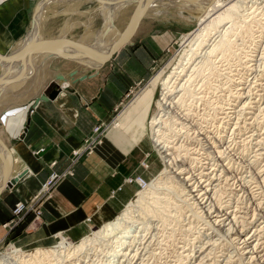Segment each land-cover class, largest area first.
<instances>
[{
  "label": "rangeland",
  "instance_id": "obj_1",
  "mask_svg": "<svg viewBox=\"0 0 264 264\" xmlns=\"http://www.w3.org/2000/svg\"><path fill=\"white\" fill-rule=\"evenodd\" d=\"M165 2H159L154 7L145 9L134 23L133 33L130 32L132 35L128 39L130 41L125 44L133 51L134 56L129 63L120 66L122 72L119 71L125 84V96L113 121L100 123L111 126L108 136L113 137L118 131L116 128L129 134L132 132L133 135L131 133L129 137H133L129 139L128 149L132 146L138 149L139 146L143 148L144 144L148 145V150L139 153L141 158L143 157L142 168L151 172L149 178L146 177L150 182L165 164L153 134L151 136L150 127L152 126L150 122L159 109L158 101L163 95L162 81L180 60L183 49H188L190 46L192 42L190 38L188 39L190 33L200 27L199 12H190L177 3ZM54 3L50 10H54V14L53 17L48 18V24L55 26L71 24V27L78 25L77 28L86 34V38L92 43L105 34V18L98 0H57ZM239 3H241L240 13L231 21L234 25L231 22L226 25L229 26L231 23L233 27L231 25L229 28L234 29L232 31L234 36L230 34L234 41L229 46L230 49L227 47L226 50L224 48L215 55L209 56L207 63L203 65L200 56H197L195 62L193 60L191 64L194 67L190 68L191 71L188 69L190 73H187L190 76H185L186 78L181 82L177 80L178 83L175 84V86L180 84L182 90L177 89L178 96L183 97L181 95L183 91L188 93L182 98L185 107L181 108L186 116L184 115L185 119H180L187 125L182 127L170 124L171 126L165 128V130L170 128L167 132L172 136V140H175L174 155L181 160L179 163L184 164L181 167L187 166L189 169L190 172L186 175L192 177L191 182L196 181L199 184L203 182L202 184L205 185L207 181L213 180L212 185L208 187L212 189V193L215 192V196L212 193L213 196L210 198L209 194L204 195L205 202L208 201L206 205L199 204L197 200L198 205H191L193 200L181 191L182 187L176 181L178 178L165 183H157L159 180L155 179L150 188L155 187L156 194L150 196L151 198L147 199L149 202L147 200L144 202L145 205L140 204L143 209L139 205V210L136 211L137 215L140 214L136 216L138 220L144 218L146 222L148 221L147 228L135 233L133 231L137 229L136 225H128L129 234L125 236L124 241L129 243L131 239H136L137 244H134L140 254L135 255V260L127 258L125 260L127 264H264V179H262L264 178V0H241ZM138 8L140 6L137 1L121 5L119 8L117 5L111 7L110 12L114 17L113 23L116 28L124 31ZM213 33L208 37L211 38L207 42L209 44L219 38L217 35L219 32L213 31ZM185 41L188 43L186 44ZM133 42L135 45H129ZM206 46L208 45L204 47ZM204 47L203 51H205ZM111 60L99 67L111 64L113 62ZM194 63L197 65L195 66ZM94 70L95 67L89 68L91 72ZM187 88L192 90H186ZM144 98L147 100L142 104ZM139 104L144 105L146 109L147 117L144 124L140 123V120H145L142 119L144 114L137 115L134 109ZM116 123H119L120 127L114 128ZM107 137L103 139V143ZM76 149L79 148L72 151L75 159L90 154L86 152L78 157L74 154ZM218 150L220 152H217ZM194 157H198V163ZM145 159L150 163L148 168L142 165ZM227 168L231 170L229 173L226 171ZM71 172L74 173L72 169ZM209 176L213 179H209ZM136 198L137 194L132 200ZM257 201L258 205L255 204ZM201 206H207L210 210ZM216 206L221 207L222 210L228 206L227 210L231 217L237 216L240 221H244L239 224L245 232L241 231L239 224L233 229L227 221L225 228L220 229L212 223L213 218L210 214L216 213L212 212L217 208ZM225 212L227 211L224 209L223 213ZM40 217L36 216V218ZM88 222L92 227L87 234L92 231L94 233L98 227L103 226L92 219ZM18 224L19 221L4 227L15 229ZM227 227H231L229 233ZM253 230H256L255 235L250 240V244L245 245L240 239L242 234L240 232L247 236ZM20 234L0 235V264H24L14 255L12 250L15 248L21 250L20 254L28 255L27 259L32 258L29 259L31 262L27 261L25 264H34L32 262L36 258L42 257L37 256L39 249L46 252L59 246L60 240L57 238L46 245L23 244V241L17 239ZM89 236L93 237L94 234ZM103 242L79 258L75 257L71 261L65 259L66 262L63 261L65 262L63 264H122L118 262L122 259L118 255L119 251L113 249L114 243L111 245L110 241ZM101 245L105 248L100 247ZM203 248L206 249L204 254L206 256L199 254ZM44 262H48V258L43 259ZM125 262L123 264H126Z\"/></svg>",
  "mask_w": 264,
  "mask_h": 264
},
{
  "label": "crops",
  "instance_id": "obj_2",
  "mask_svg": "<svg viewBox=\"0 0 264 264\" xmlns=\"http://www.w3.org/2000/svg\"><path fill=\"white\" fill-rule=\"evenodd\" d=\"M56 1L0 0V57L19 56L13 62L0 58V139L13 154L8 179L19 177L13 186L0 191V235L21 233L17 239L23 244L46 245L59 232L80 241L92 227L89 219L102 226L117 218L135 197L139 186L127 183V177L142 174L149 178L151 174L142 168L143 157L139 153L148 150V145L128 149L133 136L129 137L132 132L124 130L123 134L117 131L113 137L108 136L91 154L74 158L73 149L81 147L97 124L110 123L116 117L126 93L120 66L129 63L134 53L124 44L111 57V64L95 67L92 72L87 63L51 54L49 50L23 57L22 54L43 43L49 44V48L91 45L78 25L48 24V18L54 14L51 6ZM121 5L126 4H118L117 8ZM154 5L157 4L150 7ZM36 18L39 27L31 40ZM102 41L98 47L105 46L106 42L102 44ZM92 60L99 62L98 58ZM5 63H14V71ZM74 69H77L75 74ZM60 73L65 80L58 78ZM58 83L63 90L55 99L37 101L41 95L51 93ZM146 100L144 98L142 104ZM142 104L134 109L137 115L144 114L142 119H145L147 113ZM144 121L146 119L140 123ZM4 165L5 157L0 151V185ZM67 169L74 173L55 186L51 197L44 198L40 218H36L34 211L27 210L15 229L4 227L13 218L17 202L32 203L51 171Z\"/></svg>",
  "mask_w": 264,
  "mask_h": 264
},
{
  "label": "bare ground",
  "instance_id": "obj_3",
  "mask_svg": "<svg viewBox=\"0 0 264 264\" xmlns=\"http://www.w3.org/2000/svg\"><path fill=\"white\" fill-rule=\"evenodd\" d=\"M98 1H99V4L101 5L100 6L101 13H102L103 17L105 18V25H106V27L104 28V31H106V32H104L105 34L103 36H101V37H98L96 39V41L93 42L90 46H73V45H71V47L63 46V45L54 46V47L52 46L49 49V52L51 54L54 53V54H58V55L65 56V57H71V59H74L76 61H81L83 63H87L88 65H91V67H99L98 65L103 61V59L106 58L111 53H113L112 51L116 49L117 45L123 40V38H127V36L129 35V33L131 31V24H132V22H131L128 30L125 31L124 33L122 31H120L118 28H116V26L113 23V20H114L113 18L114 17L111 15V12H110L111 7H113L115 5H118V4H128V3H131L133 1H137L138 3L139 2L142 3L141 5H142V7L144 6V10H145L146 8L152 6L153 3L158 2L159 0H129V1H127V0H98ZM164 1H167V2L169 1V2H172V3L173 2L174 3H177L181 8L187 9L190 12H195V11L196 12H199L198 18H199V24H200V27L198 29H196L194 32L190 33V36L188 37V39L190 38L192 40V42H190V46L188 47V49L187 48H184L183 49L182 53L180 54V60L173 67V70L167 76H165V78L163 79V81H162L163 82V95H162V98H160L159 101H158V108L159 109H158V112L154 115L152 121L150 122L152 124V126L150 125L151 131H152L151 132V136L153 134V136L155 138V141H156L157 145L159 146V150H160L159 153L161 154V156L164 158V161H165L164 167L162 168V170L160 171V173L156 176L157 178L155 177L152 180V182H150V184H149V186L147 188H145L143 190H140L138 192L137 198L135 200L130 201L126 205L124 211L117 218H115L112 221H109V222L105 223L100 228L98 227V229H96L94 231V233L92 231L90 234H94L93 237L89 236L90 234H88V236H85L79 242H74V243L73 242H70L71 241L70 239L63 237L59 241V246L57 247V249L48 250V251L45 250L46 252H44L43 250H40L39 249V251L37 252V254H38L37 256L38 257L42 256V257L36 258L35 260L33 259L34 261L32 263H34V264H46V263L47 264H59L61 262L63 264V263L66 262L65 259H67L68 261H71V259H73L75 257L79 258L82 255H84V253L86 254L87 252H89L90 249H92L94 247L97 248V246L100 245V243L103 242V241H105V242L110 241L111 245L114 243L112 245V246H115V247H113V249L115 251H119V254L118 253L117 254L119 255V257L122 258L118 262H122V264H123V262H125V260L127 258L129 260L130 259L131 260H135L134 258L137 256V253H138V251H137L138 250L137 249L138 247H135V245L137 244L136 243L137 241L135 242L136 239L135 240L133 239L134 240V242H133V240L131 239V241L129 243H127L126 241H124V238H125L126 235L129 234V232H128L129 226L128 225H130V224H133L134 226L136 225V228L137 229L134 230L133 232L138 233L139 230H141L142 228H145L146 225L148 224V221L146 222L144 220V218L143 219L140 218L139 220L137 219V217L140 214L137 215L136 214V211L139 210L138 209V206L140 204H142V206H143L144 202L150 196L156 194V192L154 190L155 187H151L150 188L151 184L154 182L155 179H158L159 180V182H157V183H163V182L165 183L166 181H169V180L170 181H172V180L175 181V179L178 178V179H176V181L178 183H180V187H182L181 188V191L184 192L185 195L190 196V199L193 200L192 201L193 204H191V202H190L191 205H198L196 203V200L198 201L199 204L206 205L205 203L208 202V201L205 202L204 195H206V194L208 195L209 194L208 195L209 198L213 196L212 194H214V196H215V192L212 193L211 192L212 189H210V187H208L209 185H212L213 180H210L209 182L207 181V183L205 185L202 184L203 182L200 183V184H199V182L197 183L196 181L195 182H191L192 177L190 175L189 176L186 175V173L190 172V171H188L189 169H187V166L186 167H181V165H184V164L183 163H179V161H181V160L179 158H177L176 155H174V152H173V149H174L173 148L174 147L173 142L175 140H172L173 139V138H171L172 136L170 135L169 132H167V130H169L170 128L167 129V130H165V128L168 125H170V124L178 125V126H182V127H185L187 125V124H185L184 122H182L180 120V119H185L184 118V115L186 116V113L184 114V111L182 112L181 110H183V109H181V108H182V106L184 104L182 98L184 97V95H186L185 93H187V92H184L183 91V94L181 93V95L183 97H181L180 95L178 96L177 95L178 94L177 93L178 92L177 89L179 88L181 90V87H180V84L177 85V86H175V84L178 83L177 80H180V82H181V80H183L187 76H190L187 73V72H189L188 69L190 70V68L194 67L191 64L193 63L192 61L197 56H200V58H201L200 60H201V63L203 65V64H206L207 63L209 56L211 57V55H213V54L215 55L216 52L221 51L224 48L226 50L227 47H229V46L232 45V43L234 41H232V37H231L230 34L232 33V35H233V32L232 31L234 29H232V27H233L234 24L231 21H233V19L235 18V16L238 13H240L239 12V7H240L239 4H241V3H239V1H241V0H239V1L238 0H233V1L230 0L229 2H224L223 0H164ZM229 22H231L233 25L230 23L229 26H226L227 24H229ZM231 25H232V27L230 29L229 27ZM38 27H39V20H38V18H36L33 35L30 38L31 40H33L34 36L36 35V33L38 31ZM220 27H222V29H220ZM213 31L214 32H219V33H217V35H218L219 38L218 39H215L213 41L211 40L212 43L210 42V44H209L207 42H209L211 38L208 39V37H211L210 36L211 33L214 34ZM234 39H235V37H234ZM100 41H102V44H104V42H106V44H105L104 47H98V44H99ZM185 43H186V41H185ZM205 45H208V46L204 47ZM184 47H186V46L184 45ZM203 47H204V50L205 51H203ZM22 49H25V47H23ZM228 49H230V47ZM198 52H199V54H198ZM22 55H23V57H25L24 54H22ZM95 58H98V60H99L98 63H96L95 61L92 60V59H95ZM195 60H194V62H195ZM1 61L2 60H0V62ZM2 64H4V62ZM5 65H7V67H9V65H10L11 68L13 67V69L11 71H14V69H15V64L14 63H5ZM196 65L197 64H195V66ZM198 68H199V66H198ZM202 69H204V68H202ZM8 70H9V68H8ZM5 71H7V70H5ZM186 90H192V89H188L187 88ZM190 92L193 93L192 91H190ZM179 94H180V91H179ZM184 102H185V100H184ZM183 107H185V106H183ZM168 118L170 120H167ZM115 126H119L120 127V124L119 123H116L114 125V128H115ZM176 127H175V129H176ZM116 129L118 130V132H122L121 129H119V128H116ZM175 131H177V130H175ZM175 131L174 132L171 131V132H173L175 134L176 133ZM116 133L117 132H115L114 135ZM122 134H123V132H122ZM107 136L108 135H105V137H107ZM177 136H179V135H177ZM105 137H103L102 140H101V142L99 144H97L98 146L102 145L103 139ZM152 139H153V137H152ZM174 139H175V137H174ZM153 141H154V139H153ZM208 144H210V143H208ZM210 145H213V144H210ZM6 146H4L2 144V142L0 141V151L4 154V157H5L4 173H3V177H2V183L0 185V191L3 188L4 180L7 178L8 173H10V169H11V165H12V159H13V154H12L11 149L9 147H6ZM214 146H216V145H214ZM217 152H220V151L218 150ZM194 159L196 160L197 163L199 162L198 161V157H194ZM193 162H195V161H193ZM226 171L229 173L231 170H229V168H227ZM259 176L261 177V173H260ZM257 177H258V175H257ZM209 179H213L212 176L211 177L209 176ZM262 179H264V178H262ZM172 184H175V183H172ZM211 188H213V187H211ZM153 197H152V199H153ZM254 199H256V198H254ZM254 199H253V201H254ZM190 204H188V205H190ZM255 204L258 205L259 204L258 201ZM144 207H146V206H144ZM201 207L207 208V206H201ZM228 208H229L228 206H226L225 208H223V210L225 209L227 211L225 213H223V210L221 209V207H217L214 211L211 210L212 212H216V213H214V215L210 214V216L213 218L212 219V223H214L216 226L220 227V229L221 228H225V225L227 224L226 223L227 221H228V224L231 225V227L233 229H235V227H237L240 222H244V221H240L241 219L239 220V218L237 216L231 217L230 214H229V211L227 210ZM142 209H143V207H142ZM201 209H203V208H201ZM196 210H198V208ZM206 210H210V209L207 208ZM206 210L204 209V211H206ZM211 211H209V212L211 213ZM212 225L213 224H211V226ZM244 225H245V223H244ZM239 226H240V224H239ZM230 228L229 227L226 228V230L228 231V233L230 232ZM241 231H244L245 232L244 228H242ZM255 231L253 230V232L252 233H249L247 236L245 234L243 235V232H240L242 234L239 233L240 234V239L243 241V243L245 245L246 244H250L249 242L253 238V235H255ZM257 232H259V231H257ZM261 233H262V231H261ZM139 236H142V235H139ZM139 236H138V238H139ZM133 237H134V235H133ZM136 238H137V236H136ZM99 241H101V242H99ZM111 241H113V242H111ZM134 243H136V244H134ZM122 245H123V248H122ZM137 246H139V245H137ZM100 247H102V245ZM254 247H255V245H254ZM102 248H105V247H102ZM111 248H110V250H111ZM113 249H112V251H113ZM205 250L203 248V250H201L199 254L200 255H204L206 253ZM255 250H253V251H255ZM12 251H13L14 255L17 256L19 258V260L21 259V262H23L24 264L27 261L28 262H31L29 259H32V258H28L27 259V256L28 255H25L23 253L20 254V251H21L20 249L15 248ZM248 251H250V250H248ZM138 254H140V253H138ZM204 256H206V255H204ZM45 258H48V262H46V263L44 262L43 263V259L45 260ZM63 261H65V262H63ZM128 263H129V261H128Z\"/></svg>",
  "mask_w": 264,
  "mask_h": 264
},
{
  "label": "built area",
  "instance_id": "obj_4",
  "mask_svg": "<svg viewBox=\"0 0 264 264\" xmlns=\"http://www.w3.org/2000/svg\"><path fill=\"white\" fill-rule=\"evenodd\" d=\"M110 127H111L110 125L109 126H104L103 124L96 125L92 135L84 139L83 145L79 149H76L74 151V154L80 157L82 154L86 152L90 154L94 152L95 149L98 147L97 144H99L102 138L108 134ZM142 165L145 168H148L150 166V163L147 161V159H145L144 161H142ZM70 173L72 174V172L68 171V169L62 172L57 170L51 171V173L48 175V177L44 180L42 184L41 192L35 196V200L32 203H28L26 201L17 202V204L13 209V218L9 222H7L4 226H8V225L11 226L13 223H18L21 215L27 210L34 211L36 216L40 217L42 215V204L44 198L51 197L55 186ZM126 182L138 184L139 191L147 188L150 184L149 179H147L142 174L129 176L126 178ZM121 188L122 187H120V189ZM55 237L59 240H61V238L63 237L70 239L68 236L64 235L61 232L57 233ZM71 242L74 243L77 241L71 240Z\"/></svg>",
  "mask_w": 264,
  "mask_h": 264
},
{
  "label": "water",
  "instance_id": "obj_5",
  "mask_svg": "<svg viewBox=\"0 0 264 264\" xmlns=\"http://www.w3.org/2000/svg\"><path fill=\"white\" fill-rule=\"evenodd\" d=\"M159 2H165L164 0H159L158 2H155L156 4L157 3H159ZM141 2H139V6H140V8H138L136 11H135V13L132 15V17H131V19H130V24H131V22H132V24L134 23V21L135 20H137L139 17H140V15H142L145 11H144V6L142 7L141 6ZM153 5V4H152ZM142 8V9H141ZM129 24V25H130ZM132 26V25H131ZM128 29V27L124 30V31H126ZM124 31H122L123 33H124ZM129 33V32H128ZM131 33H133V32H131ZM129 34L128 36H127V38H123V40L117 45V47H116V49L115 50H113L112 52L113 53H111L110 55H108L106 58H104L103 59V61L98 65V66H100V65H104L109 59H111V57H113V55H115V53H117V51L124 45V44H126L127 42H128V39H129V37H130V35H132V34ZM124 35V34H123ZM122 37V36H121ZM50 45L49 44H47V43H43V44H39V45H37V47H35L34 49H31L30 51H28L27 53H25L24 54V56H26L25 58H27V57H30V56H32V55H37V54H42V53H45L46 51H48L50 48ZM1 59H6V60H8V61H10V62H13V61H15L16 59H18L19 58V56H17V55H9V56H7V57H0ZM74 73L76 72V70H74L73 71ZM58 78L59 79H61V80H64L65 79V77H64V75L63 74H61L60 73V75L58 76ZM63 90V86L61 85V84H57L56 85V88L51 92V93H49V94H43V95H41L39 98H38V102H40V101H49V100H51V99H55L56 97H57V95L61 92ZM29 122L30 121H28V125H27V127L25 128V130H24V134L27 132V130H28V126H29ZM0 141L2 142V144L4 145V146H6V144L4 143V141L3 140H1L0 139ZM7 147V146H6ZM9 174V173H8ZM19 180V177H15V178H12V179H8V175H7V178L4 180V185H3V189L6 187V186H13L17 181Z\"/></svg>",
  "mask_w": 264,
  "mask_h": 264
}]
</instances>
